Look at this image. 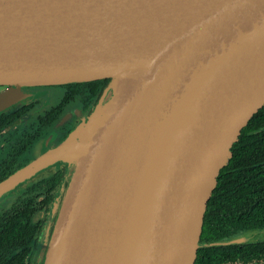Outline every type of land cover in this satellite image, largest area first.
Wrapping results in <instances>:
<instances>
[{"label": "water", "instance_id": "obj_1", "mask_svg": "<svg viewBox=\"0 0 264 264\" xmlns=\"http://www.w3.org/2000/svg\"><path fill=\"white\" fill-rule=\"evenodd\" d=\"M104 79L0 197L62 160L73 172L41 264H195L221 169L264 106V0H0V112L26 85Z\"/></svg>", "mask_w": 264, "mask_h": 264}, {"label": "flooded vegetation", "instance_id": "obj_2", "mask_svg": "<svg viewBox=\"0 0 264 264\" xmlns=\"http://www.w3.org/2000/svg\"><path fill=\"white\" fill-rule=\"evenodd\" d=\"M98 81L23 86L24 95L0 112V183L70 135L106 87L95 89ZM7 89L0 85V93ZM72 172L51 160L0 197V264H41ZM18 227L33 229L31 239L18 237Z\"/></svg>", "mask_w": 264, "mask_h": 264}, {"label": "trees", "instance_id": "obj_3", "mask_svg": "<svg viewBox=\"0 0 264 264\" xmlns=\"http://www.w3.org/2000/svg\"><path fill=\"white\" fill-rule=\"evenodd\" d=\"M106 81L93 83L94 88L100 90ZM232 152L208 203L201 238L204 245L195 264L264 263V238L210 244L264 231V106L241 132ZM17 229L18 237L28 232L26 239H31L34 232Z\"/></svg>", "mask_w": 264, "mask_h": 264}, {"label": "rangeland", "instance_id": "obj_4", "mask_svg": "<svg viewBox=\"0 0 264 264\" xmlns=\"http://www.w3.org/2000/svg\"><path fill=\"white\" fill-rule=\"evenodd\" d=\"M261 232V233H260ZM264 231H258V232H253V233H250L248 235H253V234H257L256 236H254L256 239H263L264 238ZM255 264H264V263H255Z\"/></svg>", "mask_w": 264, "mask_h": 264}]
</instances>
